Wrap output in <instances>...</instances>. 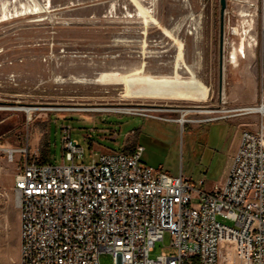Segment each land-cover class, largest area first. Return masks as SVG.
<instances>
[{
	"label": "rangeland",
	"instance_id": "rangeland-1",
	"mask_svg": "<svg viewBox=\"0 0 264 264\" xmlns=\"http://www.w3.org/2000/svg\"><path fill=\"white\" fill-rule=\"evenodd\" d=\"M263 65L264 0H227L223 14L220 0H0V106L10 107L0 108V264H20L13 183L25 154L11 158L7 148L29 146L41 158L49 145L47 161L63 162L68 124L85 148L77 162L141 143L144 162L210 190L231 166L240 129L227 119L245 116L257 129L261 117L207 118L255 102L261 83L256 99L243 101ZM23 105L45 108L29 119L13 108ZM113 106L141 109H76ZM186 108L215 111L188 113L181 122ZM171 238L166 230L150 256L176 252ZM99 259L114 264L108 251Z\"/></svg>",
	"mask_w": 264,
	"mask_h": 264
},
{
	"label": "built area",
	"instance_id": "built-area-1",
	"mask_svg": "<svg viewBox=\"0 0 264 264\" xmlns=\"http://www.w3.org/2000/svg\"><path fill=\"white\" fill-rule=\"evenodd\" d=\"M218 111L207 120L261 121L243 130L227 175L210 190L144 162L139 143L77 162L85 148L68 124L63 162L42 161L29 146L7 148L11 158L25 154L13 183L20 264H101L103 251L114 264H264V87L255 102ZM166 230L176 252L151 257Z\"/></svg>",
	"mask_w": 264,
	"mask_h": 264
},
{
	"label": "bare ground",
	"instance_id": "bare-ground-1",
	"mask_svg": "<svg viewBox=\"0 0 264 264\" xmlns=\"http://www.w3.org/2000/svg\"><path fill=\"white\" fill-rule=\"evenodd\" d=\"M236 29H238V28H236ZM237 50L244 56V54H245V37L240 41V44H239ZM232 58H233V61H235V62L238 61V57H237L236 51L232 54ZM0 108H10V107L0 106ZM13 108H18V109L25 110L27 112V114H28V118L31 119L32 115H33V112L35 110L45 108V106L44 107H40V106H31V105H25L24 106L23 105V106H16V107H13ZM46 108L47 109H68V108H63V107H52V106H49V107H46ZM76 109H81V110H84V109H87V110L110 109L111 110L112 109V110H122V111L129 112V111L137 110V109H141V108H136V107H114L113 106V107H83V108H81V107L77 108L76 107ZM180 111L182 112V114H181L180 118H178V120L181 121V122H184L185 120H189L188 117H187L188 113L213 112V111H215V109H191V108H186V109H180Z\"/></svg>",
	"mask_w": 264,
	"mask_h": 264
},
{
	"label": "crops",
	"instance_id": "crops-1",
	"mask_svg": "<svg viewBox=\"0 0 264 264\" xmlns=\"http://www.w3.org/2000/svg\"><path fill=\"white\" fill-rule=\"evenodd\" d=\"M256 69H257V73H259V67H258V65H256ZM243 83V82H242ZM242 83H241V85H242ZM260 83L261 84H263L264 85V65H263V67H262V70H261V78H260V76H259V74H258V78H257V86H256V90H254L253 92H252V95H251V97H249L247 100H245V101H243V102H251V101H254V99H256V97H257V93H258V91H259V88H258V86L260 85ZM234 96L235 97H237L238 98V95L237 94H234ZM238 99H240V98H238ZM253 116H257V115H253ZM245 116H243V117H236V118H230V119H227V120H232V121H235V122H237V124H238V126L240 127V129H238L237 130V132H236V134H235V137L232 139V141H231V145H230V151H233V156H234V154H235V152L237 151V148H238V146H239V143H240V139H241V135H242V132H243V130L244 129H252L251 127H247L248 125H247V123H255V122H253V121H250V120H248V119H246V118H244ZM219 120H222V119H215V120H213V121H219ZM250 126H253V125H250ZM137 144V143H136ZM135 144V145H136ZM139 144H141V143H139ZM135 145H130V147H129V149H127L128 151H131L132 149H133V147L135 146ZM143 145V144H142ZM126 150V149H125ZM30 153L31 154H33V153H35V154H38V155H40L39 153H38V151H36V150H34V152H31L30 151ZM44 155H47V156H50V154H49V145H48V153L47 154H43L42 156H44ZM233 156H232V161H233ZM232 161H231V164H232ZM230 168V167H229ZM228 173V172H227ZM227 175V174H226ZM189 177V176H188ZM201 180H203V179H201Z\"/></svg>",
	"mask_w": 264,
	"mask_h": 264
},
{
	"label": "water",
	"instance_id": "water-1",
	"mask_svg": "<svg viewBox=\"0 0 264 264\" xmlns=\"http://www.w3.org/2000/svg\"><path fill=\"white\" fill-rule=\"evenodd\" d=\"M220 3H221V13L223 14L225 12V8H226V5H227V0H220Z\"/></svg>",
	"mask_w": 264,
	"mask_h": 264
},
{
	"label": "trees",
	"instance_id": "trees-1",
	"mask_svg": "<svg viewBox=\"0 0 264 264\" xmlns=\"http://www.w3.org/2000/svg\"><path fill=\"white\" fill-rule=\"evenodd\" d=\"M48 159H49V156H47V155H44V156L41 157L42 161H47Z\"/></svg>",
	"mask_w": 264,
	"mask_h": 264
}]
</instances>
